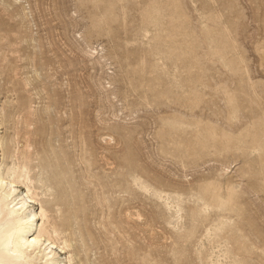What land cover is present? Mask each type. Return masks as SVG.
Wrapping results in <instances>:
<instances>
[{
  "label": "rangeland",
  "instance_id": "obj_1",
  "mask_svg": "<svg viewBox=\"0 0 264 264\" xmlns=\"http://www.w3.org/2000/svg\"><path fill=\"white\" fill-rule=\"evenodd\" d=\"M0 28L2 144L66 174L74 264H264V0H0Z\"/></svg>",
  "mask_w": 264,
  "mask_h": 264
},
{
  "label": "bare ground",
  "instance_id": "obj_2",
  "mask_svg": "<svg viewBox=\"0 0 264 264\" xmlns=\"http://www.w3.org/2000/svg\"><path fill=\"white\" fill-rule=\"evenodd\" d=\"M2 143L0 136V264H74L77 253L64 228L70 212L61 208L69 204L62 187L66 174L43 158L31 165L24 149Z\"/></svg>",
  "mask_w": 264,
  "mask_h": 264
}]
</instances>
